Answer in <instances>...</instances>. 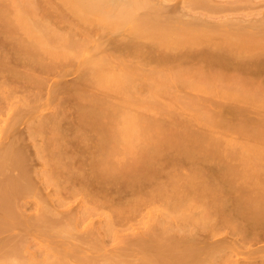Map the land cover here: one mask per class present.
I'll return each mask as SVG.
<instances>
[{"label":"rangeland","instance_id":"374dc122","mask_svg":"<svg viewBox=\"0 0 264 264\" xmlns=\"http://www.w3.org/2000/svg\"><path fill=\"white\" fill-rule=\"evenodd\" d=\"M97 4L0 0V264H264V0Z\"/></svg>","mask_w":264,"mask_h":264},{"label":"bare ground","instance_id":"6f19581e","mask_svg":"<svg viewBox=\"0 0 264 264\" xmlns=\"http://www.w3.org/2000/svg\"><path fill=\"white\" fill-rule=\"evenodd\" d=\"M66 1H67L68 4H70V5L73 7V9H75V10L78 12V13H76V14H77V15L79 14V16H80V15H84V14H85L86 16H88V14H91V10H88L87 7H90V8H91V7H92V3H93V7H92V8H94L92 11L94 12L95 9H96V7L98 6V4H97L98 2H99V3H100V2H101V3H102V2H105V0H100V1H99V0H96V1H95V0H66ZM109 1H110V0H109ZM218 1H219V0H218ZM106 2H107V1H106ZM137 2H138V1H136V3H137ZM143 2H144V1H143ZM132 3L134 4L135 2H132ZM132 3H130V4H132ZM136 3H135V4H136ZM130 4H129V5H130ZM133 4H132V5H133ZM135 4H134L133 6L130 5V6H129L130 8H129L128 10L126 9V6H125V8H123V9H124V10H123V11H124L123 13H124L126 16H129V15H128L129 13H132V11L134 12V10H132V8H133L134 6H136V7L139 6V5H135ZM137 4H138V3H137ZM94 5H97V6L95 7ZM145 5H146V4H145ZM121 7H122V6H121ZM127 7H128V6H127ZM131 7H132V8H131ZM163 7H164V6H163ZM98 8H99V7H98ZM98 8H97V9H98ZM165 8H166V7H165ZM165 8H164V9H165ZM86 9H87V10H86ZM97 9H96V10H97ZM101 9H102V8H101ZM116 9H117V8H116ZM125 9H126L127 11H125ZM133 9H134V8H133ZM135 9H137V8H135ZM138 9H139V8H138ZM138 9H137V10H138ZM160 9H163V8H160ZM99 10H100V9H99ZM120 10L122 11L121 8H120L118 11H120ZM129 10H130V12H129ZM88 11H90V12L87 14ZM160 11H161V10H160ZM166 11H167V10H166ZM169 11H170V10H169ZM169 11H168V12H169ZM172 11H173V10H172ZM93 12H92V14H93ZM96 12H97L96 15H98V11H96ZM101 12H102V11H101ZM104 12H106V11H104ZM163 12H164V11H163ZM179 12H180V11H179ZM120 13H122V12H120ZM123 13H122V15H123ZM92 14H91V15H92ZM99 14H101L100 11H99ZM102 14H103V13H102ZM104 14H105V13H104ZM133 14H134V13H133ZM178 14H179V13H178ZM91 15H90V16H91ZM125 15H124V16H125ZM92 16H93V15H92ZM149 16H150V15H149ZM157 16H159V15L157 14ZM157 16H156V17L154 16V18L157 19ZM84 17H85V16H84ZM130 17H131V15L129 16V18H130ZM147 17H148V16L144 17V19L147 18ZM171 18H172V17H171ZM144 19H143V17H142V19H141V21H140V23H139L140 26L137 28L138 30L136 31V35H135V36H137V34H139V35H144V34H147V33H148V32H147V33L145 32L146 30H145L144 27H143L144 24H145V20H146V23H148L149 25H153V26H155V24H153V22H152V24L149 23V21H150V20H148V19H150L149 17H148L147 19H145V20H144ZM152 19H153V18H151V20H152ZM156 19H155V20H156ZM167 19H168V18H167ZM127 20H128V19H127ZM158 20H159V19H158ZM168 21H169V20H168ZM113 22L115 23V20H114ZM117 22H118V20H117ZM117 22H116V24H118ZM127 22H128V21H127ZM137 22H139V21H137ZM158 22H160V21H158ZM161 22H162V21H161ZM170 22H171V21H170ZM114 23H112V24L115 25ZM164 23H167V22L165 21ZM164 23H160V24H162V25L164 26ZM112 24H111V25H112ZM168 24H169V23H168ZM170 24H171V23H170ZM170 24H169V26H170ZM172 24H174V23H172ZM183 24H184V23H183ZM118 25H120V24H118ZM156 25H157V24H156ZM166 25H167V24H166ZM113 27H114V26H113ZM117 27H118V26H117ZM121 27H122V26H121ZM177 27L180 28L179 26H177ZM177 27L175 26V27L173 28V27L170 26V29L173 28L172 30H174V29L176 30ZM149 28H150V27H149ZM158 28H161V29H162L163 27H161V25L159 26V24H158ZM181 28H182V27H181ZM181 28H180V29H181ZM185 28H187V26H186ZM185 28H184V29H185ZM142 29H143V30H142ZM151 30H153L152 33H151V34H153V33H154V28H153V29H150V31H151ZM162 30L166 31L165 28H163ZM175 30H174V31H175ZM178 30H179V29H178ZM189 30H190V29H189ZM169 31H170V30H169ZM179 31H180V30H179ZM182 31H183V30H182ZM144 32H145V33H144ZM155 32H157V30H156ZM167 32H168V31H167ZM149 33H150V32H149ZM164 33H165V34H164ZM134 34H135V32H134ZM155 34H158V32L155 33ZM162 34H163V35H162V36H163V40H165V37H166V38L169 37V36H168L169 33L166 34V32H162ZM165 35H166V36H165ZM133 36H134V35H133ZM135 36H134V37H135ZM148 36H150V35H148ZM148 36H147V37H148ZM153 36H154V34H153ZM158 36H160V34H159ZM150 37H151V36H150ZM137 38H139V36H137ZM167 40H168V39H167ZM161 41H162V40H161ZM165 41H166V40H165ZM100 62H101V61H100ZM101 63H105V62L103 61V62H101ZM122 73H123V72H122ZM129 73H130V72H129ZM129 73H126L127 75H125V76H128ZM120 74H121V73H120ZM120 74H119V75H120ZM116 75H117V74H116ZM123 75H124V74H123ZM123 75H121V76H123ZM129 76H131V75H129ZM112 77H113V76H111V78H110L111 81L113 80ZM123 77H124V76H123ZM125 78H127V77H125ZM114 79H116V78L114 77ZM123 79H124V78H123ZM128 79H130V78L128 77ZM122 81H123V80H122ZM124 81H125V80H124ZM250 261H251V260H250Z\"/></svg>","mask_w":264,"mask_h":264}]
</instances>
